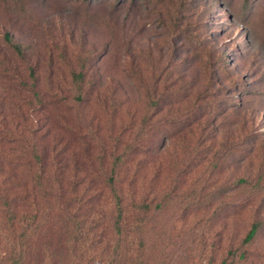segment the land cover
I'll return each mask as SVG.
<instances>
[{
	"label": "rangeland",
	"instance_id": "obj_1",
	"mask_svg": "<svg viewBox=\"0 0 264 264\" xmlns=\"http://www.w3.org/2000/svg\"><path fill=\"white\" fill-rule=\"evenodd\" d=\"M0 264H264V0H0Z\"/></svg>",
	"mask_w": 264,
	"mask_h": 264
},
{
	"label": "trees",
	"instance_id": "obj_2",
	"mask_svg": "<svg viewBox=\"0 0 264 264\" xmlns=\"http://www.w3.org/2000/svg\"><path fill=\"white\" fill-rule=\"evenodd\" d=\"M4 40H5V43L7 45H9L11 48H13L15 51L18 52L19 47L17 45H15V44L12 43V41H11V39H10V37L8 35H4ZM255 233H256V227L253 226L250 229V231L248 232V234L246 235V237L244 239V242L245 243H248L249 241H251L253 239Z\"/></svg>",
	"mask_w": 264,
	"mask_h": 264
}]
</instances>
